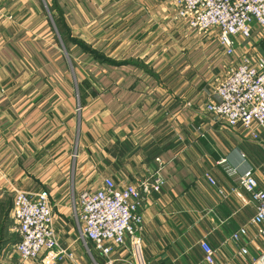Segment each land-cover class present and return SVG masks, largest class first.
Listing matches in <instances>:
<instances>
[{"label": "crops", "instance_id": "0c3cea01", "mask_svg": "<svg viewBox=\"0 0 264 264\" xmlns=\"http://www.w3.org/2000/svg\"><path fill=\"white\" fill-rule=\"evenodd\" d=\"M176 15L174 0H0V264H43L14 251L15 189L49 193L59 247L73 255L60 264H106L81 240L75 200L107 179L141 187L160 167L138 242L114 264H208L203 241L214 264L264 251L255 205L226 173L253 171L264 191V131L253 140L206 111L230 68L264 56V32L254 25L230 56L217 32Z\"/></svg>", "mask_w": 264, "mask_h": 264}, {"label": "built area", "instance_id": "2783aa9c", "mask_svg": "<svg viewBox=\"0 0 264 264\" xmlns=\"http://www.w3.org/2000/svg\"><path fill=\"white\" fill-rule=\"evenodd\" d=\"M174 2L177 19L184 20L194 32H217L219 44L230 56L235 53L237 38L252 40L254 25L264 32V0ZM206 111L214 124H221L228 129L242 127L249 138L258 140L259 131H264V56L258 59L243 57L239 65L230 68L227 76L216 87ZM161 169L141 187L121 188L107 179L96 192L83 191L77 203L75 200L81 240L91 244L106 264H114L111 257L116 250L126 249L129 243L133 246L138 242L142 226L140 211L143 194L148 192L150 181L158 176ZM226 173L237 180V184L248 194L249 202L255 205L256 214L251 224L259 227L258 237L264 240V191L259 189L254 172L238 175L235 169L227 168ZM208 180L216 186L213 179ZM154 183L155 187H160L164 182L156 179ZM12 217L20 237L14 251L24 262L41 259L43 264H60L73 259L70 252L59 247L53 225V208L47 191L33 195L15 189ZM247 237L248 229L245 227L235 232L231 240L240 244ZM201 247L206 262L214 264L217 251L204 241ZM136 250L133 255H139ZM258 250L260 255L253 264H264V251ZM240 252L248 255L246 248H241ZM134 264L144 263L136 260Z\"/></svg>", "mask_w": 264, "mask_h": 264}, {"label": "rangeland", "instance_id": "374dc122", "mask_svg": "<svg viewBox=\"0 0 264 264\" xmlns=\"http://www.w3.org/2000/svg\"><path fill=\"white\" fill-rule=\"evenodd\" d=\"M213 32H215V31H212V32H210V33H213ZM98 259V258H97ZM98 261H99V259H98Z\"/></svg>", "mask_w": 264, "mask_h": 264}]
</instances>
